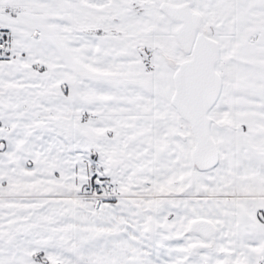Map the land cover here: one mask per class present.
Masks as SVG:
<instances>
[{"label":"snow or ice","instance_id":"obj_1","mask_svg":"<svg viewBox=\"0 0 264 264\" xmlns=\"http://www.w3.org/2000/svg\"><path fill=\"white\" fill-rule=\"evenodd\" d=\"M0 264H264V0H0Z\"/></svg>","mask_w":264,"mask_h":264}]
</instances>
